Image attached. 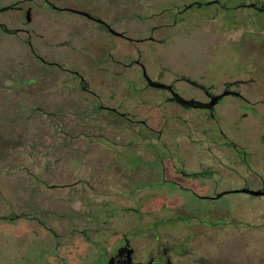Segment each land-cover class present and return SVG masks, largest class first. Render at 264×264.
<instances>
[{
    "label": "flooded vegetation",
    "instance_id": "flooded-vegetation-1",
    "mask_svg": "<svg viewBox=\"0 0 264 264\" xmlns=\"http://www.w3.org/2000/svg\"><path fill=\"white\" fill-rule=\"evenodd\" d=\"M204 22L226 28L253 24L259 27L255 32H264V0H0V44L13 51L8 65L0 69V152L7 155L6 148L15 141L21 145L28 119L45 118L53 120L52 125L64 118L71 122L70 128L56 131L66 137V143L50 149L66 151L61 161L71 168L67 180L53 182L50 188L68 191L47 192L56 197L66 194L62 198L71 200L68 211L60 214L26 201L23 207L0 214L19 232L16 244H10V236L7 239L9 253L0 264H216L204 241L191 248L193 233L177 232L181 226L192 231L204 223L214 228L211 221H193L187 210L174 213V207L166 204L146 209L149 203H145L176 197L190 200L188 195L217 199L195 187L203 170L213 174L219 164L233 167L210 144L227 146L234 161L249 163V150L225 132L222 121L227 102L248 101L242 88L252 81L206 83L189 73L171 75L167 60L153 54L156 45H165L172 35H189L188 24L202 28ZM12 41L20 47H11ZM122 65L130 68L124 73ZM157 65L161 68L155 72ZM41 70L59 72L67 80H43ZM129 71L134 78L123 81ZM99 72L105 73L104 79L87 78L86 73L95 78ZM122 82L129 87L130 97L124 96ZM48 97L85 102V108L53 111L41 101ZM241 108L256 111L246 104ZM193 109L205 114H192ZM204 116L214 121L205 132L206 141L185 145L178 137L170 142L167 130L173 120L182 121L185 129L193 125L191 130L199 133L198 122ZM106 118L114 123L97 127L93 122ZM12 133L17 137L12 138ZM80 138L84 142L75 143ZM204 144L210 158L202 157ZM4 160L11 162L9 156ZM19 178L21 184L30 182L34 187L16 197L46 194L42 176ZM212 178L206 177L201 186H210ZM189 206L196 209L197 204ZM53 216L66 217L68 223L48 224ZM27 219L37 222L49 240L26 245L20 222ZM11 247H17V252L11 254Z\"/></svg>",
    "mask_w": 264,
    "mask_h": 264
},
{
    "label": "rangeland",
    "instance_id": "rangeland-1",
    "mask_svg": "<svg viewBox=\"0 0 264 264\" xmlns=\"http://www.w3.org/2000/svg\"><path fill=\"white\" fill-rule=\"evenodd\" d=\"M256 30L258 31L259 27H255L253 24L246 26L236 24L226 28L223 24L209 25L204 22L202 28H195V24L192 23L187 26V31H191L189 35L174 34L165 45L157 44L158 50L153 53L155 57L163 61L167 60L166 63L171 68V75L189 73L206 83L236 78L252 81L249 86L242 88V93L248 101L243 102L239 99L227 102L224 110L225 117L222 121L225 132L231 134L239 146L249 150V163L243 164L241 161H234L235 155H233L232 149L227 146L219 148L210 144L209 146L214 149V153L233 167L227 168L219 164L215 167L213 174L202 169V174L197 176L198 182H195V187L198 191L207 193L209 197L242 187L264 189V32L258 33L255 32ZM136 45L140 44L136 43ZM10 46L13 48L20 47L14 41L11 42ZM12 52L9 47L0 44V69L8 65V58H11ZM120 68L124 72L130 67L122 65ZM160 68L161 65L154 66V71L157 72ZM64 73L70 75L68 72ZM40 74L43 80H67V77L59 72L41 70ZM92 74L86 73L87 78L92 77L93 82L104 79L105 75L104 72L94 73L96 77L93 78ZM108 78L110 79V76ZM126 78L133 79L134 73L129 71L121 79L125 81ZM112 79L114 78L112 77ZM180 84L188 85L184 81H181ZM28 91L31 89L29 88ZM122 92L124 96H131L129 87L125 86V82H122ZM41 101L45 102L44 108L53 111L58 108H63L66 111H79L81 108H85V102L72 104L64 102L63 99L49 97L43 98ZM242 104L254 107L256 111L243 110ZM15 105L12 104V108ZM1 107L2 104L0 103ZM5 108L7 109L8 106L6 105ZM25 111L29 113V108H25ZM170 111L172 113L177 110L170 109ZM190 112L192 114H205L201 109H193ZM187 115L189 116V114ZM99 116L104 118V116ZM84 121L82 120L79 129L83 128ZM53 122V120L45 118L28 119L25 126V140L21 145L15 141L11 147L6 148L9 151L7 155L5 152H0V214L6 213L9 208L23 207L26 205V201L39 203L43 208L58 211L60 214L67 213L71 200L62 198L66 194L56 197V195L47 192L68 191L67 189L54 190L50 188L51 183L67 180V177L71 175L70 166L63 163L60 157L62 153L66 154V151L55 152V149L54 151H50V149H53L55 145L66 143V137L61 136L56 131L61 128H70L71 122L67 118L60 119L57 125H52ZM55 122L58 123V120ZM93 122L97 127L99 123L107 126H110L111 122L114 123L107 118L100 120V122L97 120ZM213 123L214 121H210L204 116L198 122L202 131L195 133L191 130L193 125L185 129L182 121L173 120L167 130L170 134V142L174 143L178 137L181 138V143L185 145L192 144L197 140L206 141L205 132ZM216 127L217 125L214 124L213 128ZM16 134L11 137L16 138ZM83 142V138L75 141V143L80 144ZM203 148V159L210 158L209 153L205 151L208 150L207 145L204 144ZM233 150L237 152L235 149ZM7 156L11 159L9 165L4 160L7 159ZM58 160L61 162H57ZM46 162L50 163L48 169H45ZM23 175H27V177L42 176L46 181L43 186V192L46 194L39 195L37 198L24 194L21 198L16 197L19 192H27L34 187L30 182L21 184L19 177ZM210 175H213L211 185L201 186L205 178ZM182 181L189 183L186 177L182 178ZM188 198L190 200L176 197L169 200L145 201L149 205L147 208H143L159 209L164 206L163 204H166L174 207V213L186 214L187 210L193 221L197 219L211 221L215 225L214 228H210L204 223L203 226L201 225L192 231L181 226L177 232L181 236L193 233L191 248L197 247L204 241L202 245L207 244L212 249L211 251L209 248V251L215 257L216 264H264V196L230 192L217 199H199L191 195H188ZM190 202L197 204L195 206L197 210L189 206ZM141 203L142 201H139L140 207ZM154 216L145 218L151 219ZM56 218L53 216L47 219V223L51 225L68 223L66 217H58V220ZM36 223L32 219L20 222V224H24L22 228L25 230L23 233L26 245L34 243L37 239L49 240L45 231ZM17 228V226L9 227L0 219V261H5L4 258L9 253L8 248H6L9 236L12 239L11 245H13L14 238L16 241L19 239L17 238L19 233ZM62 249L65 252V247ZM10 252L11 254L17 252V247H11Z\"/></svg>",
    "mask_w": 264,
    "mask_h": 264
},
{
    "label": "water",
    "instance_id": "water-1",
    "mask_svg": "<svg viewBox=\"0 0 264 264\" xmlns=\"http://www.w3.org/2000/svg\"><path fill=\"white\" fill-rule=\"evenodd\" d=\"M178 100L186 105L188 104L191 105V102L188 100H184L182 98H178ZM230 192H243V193L251 194L253 196H264V189H251L248 187H242L234 191H225V192L219 193L216 195V198H220L222 195L226 193H230Z\"/></svg>",
    "mask_w": 264,
    "mask_h": 264
}]
</instances>
